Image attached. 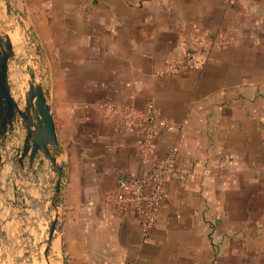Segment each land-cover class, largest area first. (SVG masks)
Masks as SVG:
<instances>
[{"label":"crops","instance_id":"0c3cea01","mask_svg":"<svg viewBox=\"0 0 264 264\" xmlns=\"http://www.w3.org/2000/svg\"><path fill=\"white\" fill-rule=\"evenodd\" d=\"M15 14L4 30L24 55L14 44L12 92L15 60L31 58L62 190L53 203L59 173L48 160L38 180V158L11 161L23 126L0 139V257L46 264L56 217L50 264H264V0H0V22ZM214 46L201 68L168 72L183 50ZM149 101L179 125L159 132L149 164L177 145L190 176L168 184L144 239L112 195L122 175L147 166L125 117Z\"/></svg>","mask_w":264,"mask_h":264},{"label":"built area","instance_id":"2783aa9c","mask_svg":"<svg viewBox=\"0 0 264 264\" xmlns=\"http://www.w3.org/2000/svg\"><path fill=\"white\" fill-rule=\"evenodd\" d=\"M215 40L214 43H216ZM218 43V42H217ZM220 44L218 43L217 46ZM216 46V47H217ZM213 47L203 50L187 48L174 57L168 66L169 73L201 68L212 53ZM125 123L140 136V149L147 165L139 174L122 175L112 200L119 210L133 212L137 218L144 239L156 224L160 208L166 198L168 184L172 180L186 182L190 170L178 159L179 147L171 146L158 165L149 164L155 152V139L163 129L176 130L179 125L166 118L149 101L145 110L131 109ZM231 162V160H229Z\"/></svg>","mask_w":264,"mask_h":264},{"label":"water","instance_id":"95a60500","mask_svg":"<svg viewBox=\"0 0 264 264\" xmlns=\"http://www.w3.org/2000/svg\"><path fill=\"white\" fill-rule=\"evenodd\" d=\"M9 9V6H8ZM14 40L11 35L0 26V139L5 145L8 136L19 132L23 126L26 130L24 142L20 146L15 145V152L11 159L12 162H19L24 165V159L28 155L30 165L38 158V165L35 167L34 178L39 179V171L45 160H48L52 167L50 174L53 177L59 173L53 186V203H57L62 190V166L57 162L56 153L53 149L58 148L55 124L50 105L47 102L42 84L36 80L35 71L32 65L27 66L28 76H25L28 84L26 90H22V82L17 83V90L12 92V85L9 77L10 60L15 57ZM20 78V74L18 76ZM15 88V86H14ZM14 137V136H13ZM12 137V138H13ZM3 158V151L0 150V161ZM10 173V167H6V177ZM44 184V181H42ZM12 184L17 196V185L12 176ZM25 184V182H24ZM56 217L52 220L50 232L46 238L44 259L46 264H50V248L53 243V236L56 230Z\"/></svg>","mask_w":264,"mask_h":264},{"label":"rangeland","instance_id":"374dc122","mask_svg":"<svg viewBox=\"0 0 264 264\" xmlns=\"http://www.w3.org/2000/svg\"><path fill=\"white\" fill-rule=\"evenodd\" d=\"M6 7H5V5H2V10L5 12L6 11ZM14 13H17V12H14ZM16 15L17 14H15L14 15V17L12 18V19H10V20H8V17H6L4 20H1V22H0V25H1V27L3 28V29H8L9 30V27L10 26H12V25H7L8 23H12V20H13V23H17V19H16ZM12 39L14 40V43H15V45H16V49L18 50V57H19V55H20V57H21V55H24L22 52H21V50L19 49L20 48V45H19V38H18V36L16 35V34H13V32H12ZM20 50V51H19ZM19 58L18 59H16L15 60V63L13 64V66H12V75L14 74H17V75H15V76H19V70H20V68L19 67H21V69H23L24 70V73H26V76H28V73H27V66L28 65H32V59L30 58H28V57H26V58H24V59H22L21 61L22 62H20V64H19ZM13 75V76H14ZM13 76H12V78H13ZM17 77H14L13 78V81H14V86H15V88H14V92L17 90V88L16 87H18L17 86V83H18V81L20 80V78L18 77V79H16ZM16 81V82H15ZM22 88V90L24 89V86H22L21 87ZM24 91V90H23ZM8 252V251H7ZM7 252H6V255H5V257L4 258H2V257H0V264H25V262H24V260H23V255H20V256H18V258H22V260L21 259H16V256L17 255H15V256H13L12 257V255H10V253H8L7 254Z\"/></svg>","mask_w":264,"mask_h":264},{"label":"bare ground","instance_id":"6f19581e","mask_svg":"<svg viewBox=\"0 0 264 264\" xmlns=\"http://www.w3.org/2000/svg\"><path fill=\"white\" fill-rule=\"evenodd\" d=\"M13 75H14V74H13ZM13 75H12V76H13ZM15 75H17V74H15ZM15 75L13 76V78H14V77H17V76H15ZM14 79H15V78H14ZM16 79H18V77H17ZM15 82H16V81H15ZM51 258H52V257H51ZM52 262H53V261H52ZM53 263H54V262H53ZM54 264H55V263H54Z\"/></svg>","mask_w":264,"mask_h":264}]
</instances>
